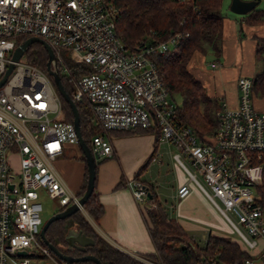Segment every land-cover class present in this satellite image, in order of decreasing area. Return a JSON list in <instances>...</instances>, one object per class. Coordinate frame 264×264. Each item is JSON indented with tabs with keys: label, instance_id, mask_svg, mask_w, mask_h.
<instances>
[{
	"label": "built area",
	"instance_id": "2783aa9c",
	"mask_svg": "<svg viewBox=\"0 0 264 264\" xmlns=\"http://www.w3.org/2000/svg\"><path fill=\"white\" fill-rule=\"evenodd\" d=\"M116 14L111 0H0V78L8 64H14L0 85V264L15 261L17 255L22 256L18 264L51 256L39 240V189L59 207L78 199L53 163L64 145L79 147L75 125L64 119L49 73L27 58L12 60L22 35L48 42L59 74L72 82L70 97L86 102L105 132L92 136L89 147L95 159L113 153L111 130L158 131L160 140L175 147L172 158L188 180L242 240L249 253L242 264H250L254 255L264 263V207L255 201L263 169L264 109L253 104L251 77H237V106L228 107L222 99L216 111L218 128L202 140L179 122L176 103L151 57L176 45L179 34L155 43L141 41L129 51L116 32ZM69 62L82 63L78 69L86 66L90 71L76 75ZM125 185L143 211L151 206L142 179L128 177ZM189 190L188 182L180 184L176 197ZM19 250L31 254L21 255Z\"/></svg>",
	"mask_w": 264,
	"mask_h": 264
},
{
	"label": "trees",
	"instance_id": "16d2710c",
	"mask_svg": "<svg viewBox=\"0 0 264 264\" xmlns=\"http://www.w3.org/2000/svg\"><path fill=\"white\" fill-rule=\"evenodd\" d=\"M117 8L115 29L124 47L135 51L141 41L155 43L166 40L171 35L179 34L176 45L163 53L154 52L151 57L166 85L171 98L174 94L181 96V104H176V114L181 124L189 125L199 138L205 140L215 134L218 128L216 111L220 102L216 96L210 95L206 87L188 68L189 60L195 51L203 54L213 52L221 54L223 34V16L220 12L222 0H111ZM259 0H257V3ZM256 5L242 19L251 25L264 26V7ZM28 35L18 37L16 44L26 39ZM255 40L254 57L263 62V67L252 76V88L264 92V32L262 35L253 34ZM29 62L47 71L48 54L44 45L39 41L29 44L25 52ZM73 72L78 75L89 72L78 68L82 63H71ZM61 82L69 95L72 94V82L60 74ZM64 119L73 117L69 104L60 95ZM80 121V131L84 141L90 146L91 139L97 133L98 127L93 123V114L84 101H75ZM121 132L131 133L150 130V128L119 129ZM159 132L156 131V138ZM80 148V147H79ZM154 154V151L151 154ZM78 158L84 162L85 169L82 183L76 191L81 196L86 188L87 168L83 153ZM100 162V161H99ZM262 178L256 186L255 201L264 207V152ZM147 162L140 166L134 174L138 177L146 168ZM97 163L94 188L83 204L89 218L78 209L68 216L57 218L50 222L45 230V236L65 253L73 256L90 253L104 264H242L249 256L245 247L237 241L224 235L209 233L204 243L199 244L188 234L181 224L169 216L166 208L158 199L154 186L148 185L154 199L149 200L150 207L144 208L151 239L155 246L154 253L134 256L123 251L107 241L94 228L92 222H97L103 212L102 204L96 191ZM59 207L56 211L64 209ZM92 220V222H91ZM76 226L83 233L93 239V243L86 245L84 250L65 249L67 245L65 235L68 229ZM40 242L45 244L43 239ZM244 246V245H243ZM58 262L64 263L52 251ZM145 258L147 261L143 260ZM70 264H96L91 260H76Z\"/></svg>",
	"mask_w": 264,
	"mask_h": 264
},
{
	"label": "crops",
	"instance_id": "0c3cea01",
	"mask_svg": "<svg viewBox=\"0 0 264 264\" xmlns=\"http://www.w3.org/2000/svg\"><path fill=\"white\" fill-rule=\"evenodd\" d=\"M248 30L249 34L262 35L264 26H260L257 32H253L254 27H250ZM224 31L225 25H223V33ZM230 34L233 36V32H230ZM232 39L234 40V38ZM241 42L243 46L247 47L249 53L252 51L254 57L255 40L253 37L243 38ZM226 60V50L224 49V63H227ZM225 68L224 65L220 66L219 69L215 68L213 76L220 82V96H222L228 107L234 108L238 104V93L236 91L235 94L226 97L225 91L229 85L224 83ZM240 75L238 74L232 79V85L236 90L237 77ZM199 79L201 80V78ZM201 82L206 85L209 84L206 78H203ZM208 93L212 95L211 92ZM262 98L258 99L256 105H254L258 109H264V99ZM108 136L113 144V153L103 159H96L98 162H96L95 189L98 192L103 212L96 223L91 220L97 232L107 241L134 256L155 252V246L143 210L135 201L130 189L125 185V180L128 177H133L137 169L145 162H147V166L139 175V178L144 182L153 184L156 195L166 208L169 216L175 218L195 241L199 244L204 243L209 233L227 236L224 230L227 226L230 229L231 227L204 193L188 180L186 172L175 162L172 154L170 156L176 171L174 186L164 191L162 184L157 182L156 178L147 176L153 164L159 165L162 162L163 155L167 152L170 154L173 145L156 138V131L152 129L131 133L115 129L109 131ZM153 151L154 154L151 157ZM54 161H57L55 168L67 185L77 191L83 179L84 162L78 158V155L72 157L58 155ZM185 182H188L190 186L188 194L181 198L176 197L177 187ZM164 195H167L170 199L169 202L164 198Z\"/></svg>",
	"mask_w": 264,
	"mask_h": 264
},
{
	"label": "rangeland",
	"instance_id": "374dc122",
	"mask_svg": "<svg viewBox=\"0 0 264 264\" xmlns=\"http://www.w3.org/2000/svg\"><path fill=\"white\" fill-rule=\"evenodd\" d=\"M230 2L231 0H222V6L220 9V12L223 16V25H225V31L222 34L220 56H217L210 51L206 54L195 51L188 63V68L197 78H201L202 81L203 78L208 79L209 84H204V86L206 87L208 92H211L213 96H216L218 98L219 102H221L222 96H220L221 92L219 91L220 82L213 76L215 68L219 69V67L222 65L226 67L224 71V83H227L229 85L227 87L228 89H226L225 91V95L228 98L230 94H235L236 91L238 93V89L236 90L232 85V79H234L238 74L249 75L251 77L255 72L259 71L263 67V62L255 59V57H253L252 51H250L251 53H249L247 47L243 46V43L241 42L243 38L250 36L252 37V34H249L248 30L250 27H254L253 32H257V29H259L260 26L262 27V25L256 24L251 26V24H247L242 19V14L236 13L230 9ZM257 6L264 7V0H259ZM230 32H233V36H231ZM232 38H234V40ZM240 42L242 43L241 45L239 44ZM224 49L226 50L227 63H224L223 61ZM211 62H215L216 66H211ZM262 97L263 93L261 92V90L252 88V100L254 105H256L258 99H261ZM262 99H264V97ZM173 101L176 104H181V96L175 93ZM92 120L94 125L98 127L97 133L103 132L105 134L94 116ZM173 147L174 146H172V149L170 150V154H168V152L165 153L161 158L162 162H160L159 165L156 163L153 164L151 170H149L147 173V176H153L157 179V182L162 184L164 191H167L170 187L174 186V176L176 171L174 169L172 158L170 156L176 150ZM80 154H82V151L76 145H64L63 152L62 154H60V156L72 157ZM97 160L96 162H98ZM53 163L56 167L57 161H53ZM164 198H166L167 202L170 201L167 195H164ZM39 200L41 201L43 207L40 215L44 222L59 208V205L56 199L49 197L47 193L42 189H39ZM81 210L87 216V218L90 219L88 217V213L83 207ZM224 232L229 238L234 239L242 247H244L242 240L232 228L230 229L227 226ZM13 259L15 261H10L8 264H18V262L22 259V256L17 255L14 256ZM29 264H56V262L51 256H44L32 257ZM250 264L264 263L258 256L254 255Z\"/></svg>",
	"mask_w": 264,
	"mask_h": 264
},
{
	"label": "water",
	"instance_id": "95a60500",
	"mask_svg": "<svg viewBox=\"0 0 264 264\" xmlns=\"http://www.w3.org/2000/svg\"><path fill=\"white\" fill-rule=\"evenodd\" d=\"M256 3H257V0H231L230 9L236 13L245 14L251 8H253L256 5ZM34 41L41 42L47 50V54H48L47 72L51 76L58 93L63 97V99L69 104L71 108V111L73 114L72 121L76 128V132L79 138V147L84 155L85 162H86V168H87V183H86V188L83 194L78 197L77 201H74L68 204L64 209L55 211L52 215H50L43 222L41 226L40 237L43 239L44 243L49 247V249L59 259L63 260L65 264H70L72 261H76V260H91L96 264H104L95 255L90 254V253H86L83 255H77V256H73L71 254L65 253L62 249H59L53 243L49 242L45 236V230L51 221L57 218L68 216L74 211L78 209H82L85 200L88 198V196L91 194L94 188V179H95V173H96V159L89 145L84 141L81 135L79 113H78L76 103L67 93V91L65 90L61 82V77L58 71L57 64L55 62V54L52 48L50 47V45L48 44V42L38 36H29L26 39L22 40L14 48L13 53H12V60H18L19 58L26 60L25 51L28 48L29 44ZM13 66H14L13 62H10L8 64V68L6 69L3 76L0 78V85L6 80L8 75L11 73ZM145 194L148 200L154 199L153 194L149 190L148 185H145ZM65 239H66L67 245L64 246V248L70 249V250L74 248H77L79 250H84L86 245H90L93 243V239L87 236L85 233H83L76 226L74 227L72 226L68 229L65 235ZM17 253L21 255L31 254L30 252H27L26 250H19Z\"/></svg>",
	"mask_w": 264,
	"mask_h": 264
}]
</instances>
